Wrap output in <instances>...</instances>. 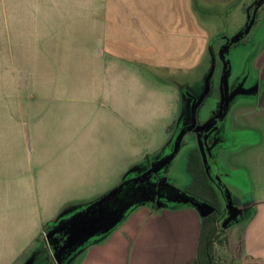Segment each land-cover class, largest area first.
<instances>
[{
  "label": "crops",
  "instance_id": "0c3cea01",
  "mask_svg": "<svg viewBox=\"0 0 264 264\" xmlns=\"http://www.w3.org/2000/svg\"><path fill=\"white\" fill-rule=\"evenodd\" d=\"M228 1L237 0H202ZM261 1H251L246 18ZM198 5L196 0H0V264H29L40 247L57 264L44 233L123 182L164 146L143 139L141 97L171 99L169 132L179 112L177 87L200 83L204 53L207 65L213 54L208 40L198 37L205 34ZM247 63L262 88L252 98L247 126L256 140L248 172L259 184L264 182V35ZM165 66L201 74L163 79L151 73ZM116 102L136 114L131 124L128 117L123 140L116 139L115 121L126 105ZM117 144L123 156L117 157ZM256 211L248 224L257 219ZM199 227L191 205L137 204L59 264H189ZM244 231L243 237L238 230L227 236V243L236 245L234 257L248 261L264 254V233L248 237Z\"/></svg>",
  "mask_w": 264,
  "mask_h": 264
},
{
  "label": "rangeland",
  "instance_id": "374dc122",
  "mask_svg": "<svg viewBox=\"0 0 264 264\" xmlns=\"http://www.w3.org/2000/svg\"><path fill=\"white\" fill-rule=\"evenodd\" d=\"M251 1L252 0H237L232 2L228 1L225 4L222 3L220 5H208V3H204L202 0H196L199 4V7L197 8V18L205 31L204 36L202 33L198 37H204L205 40H208V43L211 46L210 50L214 55V71L209 80L210 89L206 93L205 98L200 102L201 104L199 107L207 105L208 108L211 109V113H216L215 111L217 110V106L221 99L218 88L221 67L226 69L229 68L230 75L228 82L230 85H233L237 78H240L241 75L249 72V67L247 66L249 55L255 47L256 39H258L259 36L264 35V0H262L260 5L255 7V16L252 15L254 16V23L249 30L245 32L239 40L230 39H235V37L239 36L245 29L247 21L250 19L246 18L245 10L252 4ZM201 5H204L202 6L204 9L200 10V8H202ZM177 45L178 43L175 42L174 47H177ZM206 53L207 50L204 53L206 56V63L202 65V68L204 67L202 74H204L207 69L206 66H208L207 61L209 55ZM217 54H219L220 58ZM200 71L201 69H197L196 72H191L186 69L174 70L165 66L162 70L158 69L157 72L155 71L151 73H157L158 76L163 79H170V76H173V74L175 77L179 76V78L183 76L187 78L189 75L188 77L193 79L201 74H199ZM193 83L186 86L185 84H182L177 87L180 99L188 96L187 94L194 92L198 88L199 83ZM245 83L248 85H243V88L248 86L251 93L253 92L252 94L256 93L257 95L258 92H261L262 88L256 83L253 84L251 82V77ZM241 94H238V96L232 99L227 110L224 123L225 130L229 133L227 134L228 141L225 142L223 149L224 152L219 157L221 167L218 170L221 173L219 174V178L226 184V186H228V188L231 189V194L240 202L251 203V207L244 214V219H237L224 227L223 234L218 237L221 242L216 241L214 243V254L217 260H221L222 257L227 263L232 261L233 264H256L258 262L264 264L263 253L258 254L255 258L253 257V260L248 261L245 260L244 255L235 258L234 256L237 252L236 245L227 243V236H231L233 230H238L239 237L246 235L244 231L245 228L248 237H251L252 233V236H255L256 233H264V202L260 205L257 202H260L263 199L262 197H264V182H260L259 184L253 182L248 172V168L250 169L253 161L255 162V153L251 149V145L256 141L255 135L247 127L250 125L252 117L250 104L253 95L249 94V96H245L244 92ZM165 96L166 94H163L161 98H154L153 96L152 98L151 96L145 98L143 96L141 97L142 101L146 103L143 108V112L146 113V123L143 119H140L146 124V128L143 130V139L147 144L152 142L153 147L156 145L162 147L168 141L170 135L167 128L172 122V119L170 118L172 113H174L175 108L171 99ZM155 99L158 103L155 102ZM116 103L117 106L126 105L121 114L117 113L115 121L116 139L123 140L125 135L124 128L129 126L128 117L130 116L131 124V120L136 114L132 112L133 108L128 109L127 103ZM202 108L205 109L204 107ZM205 110L207 111V109ZM204 116L205 115L201 114L199 116L200 120L207 117ZM135 122L136 121H134V123ZM196 129L199 132L201 128L197 127ZM196 129L183 135L182 141L175 155L165 166L160 168L157 173V175H163L169 184L180 190H185L187 188L195 192L196 190H200V185L197 183L202 176L201 166H199L198 161H196V166L193 162L189 163L187 158L188 153L191 150H194L197 144L196 136L193 134L196 133ZM124 152L123 146L117 144V157L121 155L123 156ZM157 152L150 154L151 156L148 157L150 159L149 161H154L157 158ZM126 171H128V169ZM212 171H214L213 167L211 172ZM212 173L215 174L214 172ZM194 178L197 182L195 185H192L191 183ZM214 190L217 194V198L222 204L221 197L224 198V192L222 190L221 192L218 189ZM255 203H257V205L254 208ZM254 210H257V219L248 224V220L252 216ZM255 226L256 229H254L253 232V227ZM223 235L225 236L226 241H222ZM223 242H225V245H223Z\"/></svg>",
  "mask_w": 264,
  "mask_h": 264
},
{
  "label": "flooded vegetation",
  "instance_id": "af4514ba",
  "mask_svg": "<svg viewBox=\"0 0 264 264\" xmlns=\"http://www.w3.org/2000/svg\"><path fill=\"white\" fill-rule=\"evenodd\" d=\"M217 56L219 57V54H217ZM213 71L214 55L210 58L208 68L204 73V76L199 83L198 88L194 92L187 94L188 96L180 99L179 112L173 121L171 129L169 130V139L157 152V158L154 161H149L150 159H147L145 165L137 166L136 168H134L133 172L123 180L124 184L120 189L119 199L122 201V203H130V206L128 208L139 203L151 206L184 203L181 201V199H188V201L208 205L210 207V212L205 216L214 213L216 215V218H218V221L221 222L223 218L227 216V211L225 208V198L221 197V204V202L217 198V194L214 192V189H218L220 191L222 190L224 192V195L228 192L231 202L236 206L237 209H239L238 213L235 216L231 217V219L226 223V226H228L233 221H236L237 219H244V214L248 209H250L251 205L247 202L238 201L236 197L231 194V189L228 188V186H226V184L223 183V181L219 178V174H221L218 170L221 167L219 157L224 152L223 149L225 142L228 141L227 134L229 133L227 132V130H225L224 121L227 110L230 106L229 104L234 97L243 92L245 96H249V94H251L253 95L252 98L255 97L256 93L252 94L253 92L251 93L250 88H248V86L243 88V85L245 86V82L250 77L253 84H257V81L249 69V72L241 75L240 78H237L233 85H230L228 82L230 70L229 68L226 69L221 67L218 81L219 95L221 99L217 106V110L215 111L216 113H211V109H209L207 105L202 106L207 109V111L199 106L201 104L200 102L205 98L206 93L210 89L209 80L212 76ZM230 94L232 95L228 98ZM201 114L205 115L204 117L209 116L208 119L206 117L203 120H200L199 116ZM197 127L201 128L199 132L196 129ZM195 129L196 133L193 134L194 136H196L197 144L195 149L191 150L188 153L187 158L189 162V157L192 153L197 155V160L202 170L201 179H199L197 183L200 185V190H196L195 192L190 190L189 188L185 190L177 189L169 184L163 175H157L158 170L166 164L160 167L155 172L150 173L149 175H142L148 169L155 166L158 161L165 159V157L170 154L173 149L175 138L179 132H181V137L177 149L179 148L183 135L187 132H192ZM212 167L214 168V171L212 172H214L215 174L211 172ZM196 182L197 180L194 178L191 184L195 185ZM212 193H214L216 196L218 206L212 204L211 200L209 199V196L211 197ZM184 204H186V202Z\"/></svg>",
  "mask_w": 264,
  "mask_h": 264
},
{
  "label": "water",
  "instance_id": "95a60500",
  "mask_svg": "<svg viewBox=\"0 0 264 264\" xmlns=\"http://www.w3.org/2000/svg\"><path fill=\"white\" fill-rule=\"evenodd\" d=\"M256 4H258V1ZM254 11L255 8L252 10L251 17L242 34L247 32L251 25ZM242 34L237 36L235 40L240 38ZM231 95L232 94H230L228 98L231 97ZM180 137L181 132L177 134L170 154H168L165 159L158 161L155 166L148 169L142 175H149L167 164L177 149ZM123 184L124 181L103 196L94 200L82 211L75 213L62 222H58L55 226L44 233L46 247L55 263L59 264L61 259L65 255H68L70 251L75 250L77 246L82 245L92 237L108 232L121 220L126 209L130 206V203H122L119 199V192ZM224 198L227 216L221 221V228H224L231 217L235 216L239 211V209H237L231 202L228 192L225 193ZM181 201L193 206L200 217H204L210 212V207L206 204L188 201V199H181Z\"/></svg>",
  "mask_w": 264,
  "mask_h": 264
},
{
  "label": "trees",
  "instance_id": "16d2710c",
  "mask_svg": "<svg viewBox=\"0 0 264 264\" xmlns=\"http://www.w3.org/2000/svg\"><path fill=\"white\" fill-rule=\"evenodd\" d=\"M196 161H198L197 155L192 153L189 157V162H193L196 166ZM209 199L211 200L212 204L218 206V202L216 201V196L214 193L211 194V197L209 196ZM223 232L224 228L220 227L218 218H216L214 213L200 217L196 252L193 260L189 264H230L225 262V259L222 257L221 260H217L214 254V243L216 241L221 242L218 237L222 235ZM222 241H226L224 235ZM223 245H225V242H223ZM43 251L45 253V249L43 247L35 249L31 255L29 264H53V261L50 259L49 255L47 253L43 254Z\"/></svg>",
  "mask_w": 264,
  "mask_h": 264
}]
</instances>
